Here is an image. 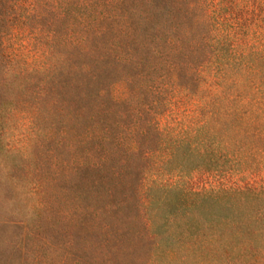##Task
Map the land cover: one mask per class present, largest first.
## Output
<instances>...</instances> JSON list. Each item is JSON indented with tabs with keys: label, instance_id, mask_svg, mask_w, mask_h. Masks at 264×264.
<instances>
[{
	"label": "rangeland",
	"instance_id": "obj_1",
	"mask_svg": "<svg viewBox=\"0 0 264 264\" xmlns=\"http://www.w3.org/2000/svg\"><path fill=\"white\" fill-rule=\"evenodd\" d=\"M192 3L0 0L18 61L0 59V109L16 108L0 132V264H264L261 214L194 236L208 209L184 211L197 194L264 189L197 168L202 123L225 143L230 125L203 84Z\"/></svg>",
	"mask_w": 264,
	"mask_h": 264
},
{
	"label": "trees",
	"instance_id": "obj_2",
	"mask_svg": "<svg viewBox=\"0 0 264 264\" xmlns=\"http://www.w3.org/2000/svg\"><path fill=\"white\" fill-rule=\"evenodd\" d=\"M196 7L202 12L198 25L205 29L200 40L210 51L201 67L204 69L201 73L203 84H212L213 96L228 103L229 111L224 112L221 122L224 126L225 123L230 125V138L225 143V130L218 133L217 139L210 120L202 123L198 143L201 164L197 168L219 174L264 176V0H193L190 8ZM3 42L1 36L0 59L5 61L2 63H8L10 67L18 64L16 57L6 53ZM52 68L49 65L47 74ZM50 78L48 75L46 82ZM15 111L16 108L0 109L1 133L7 127L6 117ZM39 112L35 108L31 120L37 119ZM176 145L178 148L184 144ZM185 145L188 155L196 153L190 147L192 144ZM194 198L185 212L193 209L201 214L205 209L209 212L207 221L194 227V236L200 231H216L227 224L231 229L244 230L242 225L236 226L240 222L238 218L232 217V213L241 207L261 214L264 221V189L257 191L248 187L197 194ZM195 248L202 250L200 244Z\"/></svg>",
	"mask_w": 264,
	"mask_h": 264
}]
</instances>
